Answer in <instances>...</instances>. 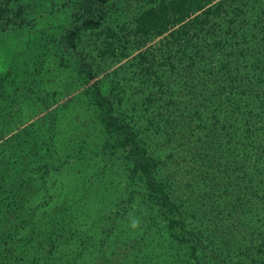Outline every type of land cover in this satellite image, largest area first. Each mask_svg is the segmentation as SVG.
I'll list each match as a JSON object with an SVG mask.
<instances>
[{
    "label": "trees",
    "instance_id": "trees-1",
    "mask_svg": "<svg viewBox=\"0 0 264 264\" xmlns=\"http://www.w3.org/2000/svg\"><path fill=\"white\" fill-rule=\"evenodd\" d=\"M60 6L0 73V264H264V0Z\"/></svg>",
    "mask_w": 264,
    "mask_h": 264
},
{
    "label": "rangeland",
    "instance_id": "rangeland-1",
    "mask_svg": "<svg viewBox=\"0 0 264 264\" xmlns=\"http://www.w3.org/2000/svg\"><path fill=\"white\" fill-rule=\"evenodd\" d=\"M29 1L37 15L34 24L0 35V73L12 65L15 69H22L24 74L28 72L27 67L39 56L48 55L50 59L45 60L52 63L57 60V57L49 54L51 37L59 34L60 24L64 21L65 15L60 6L64 0Z\"/></svg>",
    "mask_w": 264,
    "mask_h": 264
},
{
    "label": "clouds",
    "instance_id": "clouds-1",
    "mask_svg": "<svg viewBox=\"0 0 264 264\" xmlns=\"http://www.w3.org/2000/svg\"><path fill=\"white\" fill-rule=\"evenodd\" d=\"M138 221L137 220H135V219H133L132 221H131V227L132 228H137L138 227Z\"/></svg>",
    "mask_w": 264,
    "mask_h": 264
}]
</instances>
